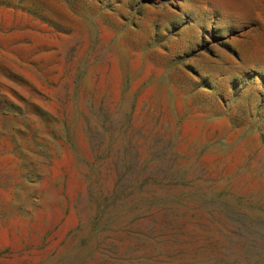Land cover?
I'll list each match as a JSON object with an SVG mask.
<instances>
[{"label":"rangeland","instance_id":"1","mask_svg":"<svg viewBox=\"0 0 264 264\" xmlns=\"http://www.w3.org/2000/svg\"><path fill=\"white\" fill-rule=\"evenodd\" d=\"M0 264H264V0H0Z\"/></svg>","mask_w":264,"mask_h":264}]
</instances>
